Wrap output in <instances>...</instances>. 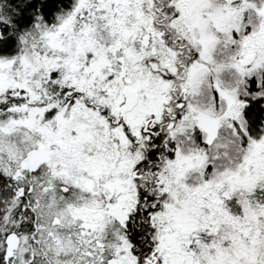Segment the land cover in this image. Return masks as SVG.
I'll use <instances>...</instances> for the list:
<instances>
[{"label": "snow or ice", "instance_id": "1", "mask_svg": "<svg viewBox=\"0 0 264 264\" xmlns=\"http://www.w3.org/2000/svg\"><path fill=\"white\" fill-rule=\"evenodd\" d=\"M0 264H264V0H0Z\"/></svg>", "mask_w": 264, "mask_h": 264}]
</instances>
